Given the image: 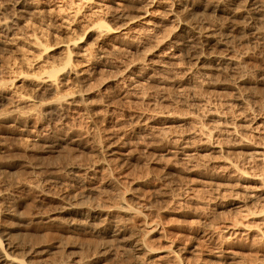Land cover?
<instances>
[{
    "label": "clouds",
    "instance_id": "1",
    "mask_svg": "<svg viewBox=\"0 0 264 264\" xmlns=\"http://www.w3.org/2000/svg\"><path fill=\"white\" fill-rule=\"evenodd\" d=\"M0 264H264V0H0Z\"/></svg>",
    "mask_w": 264,
    "mask_h": 264
}]
</instances>
